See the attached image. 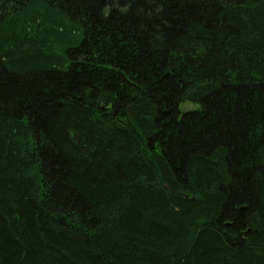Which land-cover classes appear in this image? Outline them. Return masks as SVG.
<instances>
[{
  "label": "trees",
  "instance_id": "16d2710c",
  "mask_svg": "<svg viewBox=\"0 0 264 264\" xmlns=\"http://www.w3.org/2000/svg\"><path fill=\"white\" fill-rule=\"evenodd\" d=\"M0 264H264V0H0Z\"/></svg>",
  "mask_w": 264,
  "mask_h": 264
},
{
  "label": "rangeland",
  "instance_id": "374dc122",
  "mask_svg": "<svg viewBox=\"0 0 264 264\" xmlns=\"http://www.w3.org/2000/svg\"><path fill=\"white\" fill-rule=\"evenodd\" d=\"M199 107V103L191 102L189 100H183L180 102V112L192 110Z\"/></svg>",
  "mask_w": 264,
  "mask_h": 264
}]
</instances>
